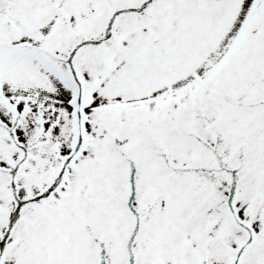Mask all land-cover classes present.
<instances>
[{
  "label": "snow or ice",
  "instance_id": "snow-or-ice-1",
  "mask_svg": "<svg viewBox=\"0 0 264 264\" xmlns=\"http://www.w3.org/2000/svg\"><path fill=\"white\" fill-rule=\"evenodd\" d=\"M0 264H264V0H0Z\"/></svg>",
  "mask_w": 264,
  "mask_h": 264
}]
</instances>
